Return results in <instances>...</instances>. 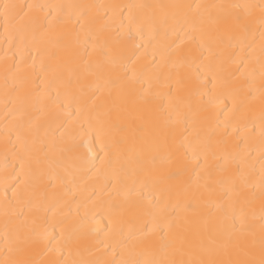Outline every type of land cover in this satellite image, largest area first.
Instances as JSON below:
<instances>
[{"label": "snow or ice", "instance_id": "6c2138e0", "mask_svg": "<svg viewBox=\"0 0 264 264\" xmlns=\"http://www.w3.org/2000/svg\"><path fill=\"white\" fill-rule=\"evenodd\" d=\"M109 10L121 28L127 13V39L111 34ZM0 25L10 46L31 36L46 81L39 87L5 55L3 148L17 152L34 183L27 211L5 198L0 264H264V0H0ZM146 35L158 41L157 90L152 82L144 88L134 68L143 47L135 36ZM209 72L247 135L234 136L238 129L228 125L205 130L189 85ZM74 129L101 140L116 197L107 242L66 229V218L51 226L60 227L58 238L46 219L40 223V213L67 194L78 159ZM86 163L96 168L94 160Z\"/></svg>", "mask_w": 264, "mask_h": 264}, {"label": "bare ground", "instance_id": "6f19581e", "mask_svg": "<svg viewBox=\"0 0 264 264\" xmlns=\"http://www.w3.org/2000/svg\"><path fill=\"white\" fill-rule=\"evenodd\" d=\"M20 4H41V5H128V4H143V3H190L193 0H16ZM195 2H212V0H195ZM215 2H231V0H215ZM103 15V11L101 13ZM125 26L121 28L120 16L117 13L113 16L111 10L108 11L107 24L112 35H116L118 31L125 33L127 39V13H124ZM135 34V29H132ZM176 40L174 36L171 38ZM136 43H142L143 47L137 52L140 57L135 62L134 68L138 77L143 81L144 88H148L149 83H153V89L157 90L153 76L158 69L152 63L153 55L156 54L159 61L158 41L149 40L147 35L141 41L139 36H135ZM40 47L43 49V45ZM187 47V45H185ZM31 50V51H30ZM9 57V63H15L24 72L31 73L32 79L39 87H45V74L41 69L42 55H37L35 46L29 35L25 43L19 41L13 42L12 46L6 41L3 26L0 25V219L3 217L4 204L6 196L13 201L17 207L24 208L27 211L28 200L32 193V185L34 181L27 175L26 169L21 168V162L17 152L9 151L7 154L3 148V137L5 132V112H4V73L3 63L4 57ZM34 64V67H33ZM181 72L185 69H179ZM165 72L168 71L166 68ZM176 71V69H172ZM215 85V86H214ZM189 88L191 96L189 102L192 108L199 110V116L204 122L206 131L216 130L222 131L225 125L229 126V131L238 129L232 134L245 136L242 122L232 110V99L228 95L227 90L219 87L216 81L212 80V73H207V78L203 81L193 80ZM11 127V125H9ZM87 127V125H85ZM259 121H256L255 132L259 135ZM74 135H79L77 142L76 155L78 159L74 161V166L70 169L71 175L68 176L67 194H63L57 201L55 207L51 210H46L40 213L43 223L47 220L49 231L54 237H59L60 227H51L56 225L61 219H67L66 229H79L80 232L86 233L89 241L95 244L98 241L108 240L109 229L111 228L110 221L114 219L113 203L116 200L114 195H111L112 188L108 185L105 176L108 172L107 166L101 164L104 158V152L101 148V140L98 134L89 132L87 135L79 132L78 129L73 130ZM15 141V135H13ZM19 148V145L17 146ZM94 160L96 168H92L87 161ZM99 169L97 171L96 169ZM16 191L17 196H13V191ZM40 194L37 193L32 198V203L39 202ZM55 245L56 241H51ZM84 258L89 257L87 252H83ZM97 253L96 256H99ZM65 258L79 259L80 256L73 255L68 257L65 253Z\"/></svg>", "mask_w": 264, "mask_h": 264}]
</instances>
